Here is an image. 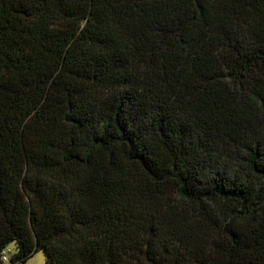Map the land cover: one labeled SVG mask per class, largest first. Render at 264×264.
Returning a JSON list of instances; mask_svg holds the SVG:
<instances>
[{"label":"trees","instance_id":"trees-1","mask_svg":"<svg viewBox=\"0 0 264 264\" xmlns=\"http://www.w3.org/2000/svg\"><path fill=\"white\" fill-rule=\"evenodd\" d=\"M39 248L264 264V0H0V264Z\"/></svg>","mask_w":264,"mask_h":264},{"label":"rangeland","instance_id":"rangeland-1","mask_svg":"<svg viewBox=\"0 0 264 264\" xmlns=\"http://www.w3.org/2000/svg\"><path fill=\"white\" fill-rule=\"evenodd\" d=\"M15 248H16V243L14 241H10L6 247L7 255L14 253ZM44 254L45 253L43 249L39 248L38 250H36L34 253H32L30 256L26 258L25 264H44Z\"/></svg>","mask_w":264,"mask_h":264},{"label":"built area","instance_id":"built-area-1","mask_svg":"<svg viewBox=\"0 0 264 264\" xmlns=\"http://www.w3.org/2000/svg\"><path fill=\"white\" fill-rule=\"evenodd\" d=\"M2 259L6 260V255L4 253H2Z\"/></svg>","mask_w":264,"mask_h":264}]
</instances>
